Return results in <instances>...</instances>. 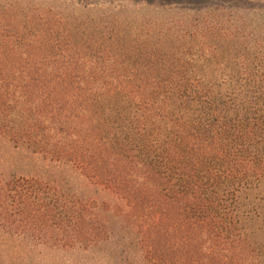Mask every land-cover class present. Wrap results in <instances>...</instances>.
I'll return each mask as SVG.
<instances>
[{
  "label": "trees",
  "instance_id": "16d2710c",
  "mask_svg": "<svg viewBox=\"0 0 264 264\" xmlns=\"http://www.w3.org/2000/svg\"><path fill=\"white\" fill-rule=\"evenodd\" d=\"M72 22L0 16V136L124 200L146 264H249L235 197L264 181V47L219 68L237 76L212 79L197 76L200 67L216 70L201 58L176 72L112 46L80 48ZM108 95L124 106L103 110L97 103ZM176 100L197 112L177 111ZM57 169L0 174V264H47L49 251L91 252L108 239L107 199L65 189Z\"/></svg>",
  "mask_w": 264,
  "mask_h": 264
},
{
  "label": "rangeland",
  "instance_id": "374dc122",
  "mask_svg": "<svg viewBox=\"0 0 264 264\" xmlns=\"http://www.w3.org/2000/svg\"><path fill=\"white\" fill-rule=\"evenodd\" d=\"M20 12L72 20L71 42L80 48L81 44L112 46L126 50L132 61L139 54L145 55L153 59L152 65L158 69L165 65L176 72L177 66L192 57L216 66V70L209 71L200 67L198 77L237 76L240 73H226L219 68L249 62L256 57V50L264 47V0H0V16ZM121 98L103 96L97 105L102 104L103 110H117L124 106ZM187 105L191 106L192 115L197 112L193 109L197 106L190 101L176 100L172 107L187 112ZM50 158L36 153L33 147L0 136L2 177L44 176L49 166L56 167V178L63 180L65 189L82 192L100 203L107 199L110 231L108 239L91 252L49 251L45 254L47 264H146L141 234L134 224L124 220L120 211L125 208V201L70 164L55 163ZM235 218L253 249L248 263L264 264L263 180L237 191Z\"/></svg>",
  "mask_w": 264,
  "mask_h": 264
}]
</instances>
